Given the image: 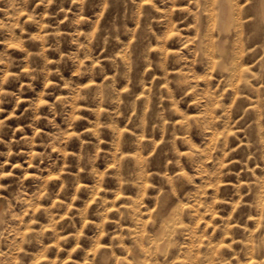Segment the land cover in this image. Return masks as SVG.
<instances>
[{
  "label": "rangeland",
  "instance_id": "374dc122",
  "mask_svg": "<svg viewBox=\"0 0 264 264\" xmlns=\"http://www.w3.org/2000/svg\"><path fill=\"white\" fill-rule=\"evenodd\" d=\"M0 264H264V0H0Z\"/></svg>",
  "mask_w": 264,
  "mask_h": 264
}]
</instances>
